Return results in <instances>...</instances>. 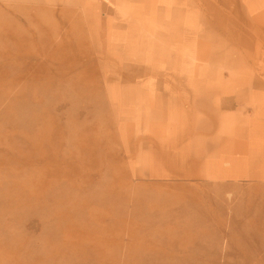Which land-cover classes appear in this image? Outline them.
<instances>
[{"label":"rangeland","instance_id":"rangeland-1","mask_svg":"<svg viewBox=\"0 0 264 264\" xmlns=\"http://www.w3.org/2000/svg\"><path fill=\"white\" fill-rule=\"evenodd\" d=\"M4 154L0 264H264V0H0Z\"/></svg>","mask_w":264,"mask_h":264},{"label":"crops","instance_id":"crops-1","mask_svg":"<svg viewBox=\"0 0 264 264\" xmlns=\"http://www.w3.org/2000/svg\"><path fill=\"white\" fill-rule=\"evenodd\" d=\"M249 86H256L250 84ZM249 93V90L245 91ZM252 92H258L253 90ZM249 96L248 94L237 95L236 98H244ZM233 98V96H231ZM259 97V96H258ZM261 108L258 104H248L242 101L232 102L230 109L227 110L228 118L237 124L235 129H244L257 133L260 129V120L262 114L259 112ZM240 139L239 142L231 143V145H226L225 147V161L229 166H234L235 169H232L233 173L228 179L230 182H246L250 175L252 177L258 176L259 166L257 161L260 158L259 155V143L251 145L252 148L244 147ZM218 153L216 150V145H212L209 148L208 154H201V161H205L206 158L209 160L218 158ZM208 161V160H207ZM249 161V163H248Z\"/></svg>","mask_w":264,"mask_h":264},{"label":"bare ground","instance_id":"bare-ground-1","mask_svg":"<svg viewBox=\"0 0 264 264\" xmlns=\"http://www.w3.org/2000/svg\"><path fill=\"white\" fill-rule=\"evenodd\" d=\"M30 156L33 157V154L30 155ZM25 157H27V156H25ZM0 158H1V160H5V159L6 160H11V159H13L15 157L9 156V154H4V155L0 156ZM16 158L20 159V157H16ZM58 214L60 215V218L59 219H56V222L58 224H60L62 222V220L65 219L68 216V213H67L66 210L63 209L60 212H58ZM65 224H69V223H67L66 219H65Z\"/></svg>","mask_w":264,"mask_h":264}]
</instances>
